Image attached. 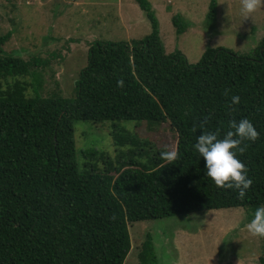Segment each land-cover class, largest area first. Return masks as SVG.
<instances>
[{
  "label": "trees",
  "instance_id": "1",
  "mask_svg": "<svg viewBox=\"0 0 264 264\" xmlns=\"http://www.w3.org/2000/svg\"><path fill=\"white\" fill-rule=\"evenodd\" d=\"M135 1L150 34L92 43L73 98L59 90L42 96L43 77L32 68L49 67V59L6 53L9 34L0 36V264H124L130 224L232 208L244 209L248 223L264 205V38L250 54L207 48L190 64L177 49L165 52L150 2ZM215 17L216 0H210L207 22ZM171 22L177 35L184 34L180 15ZM29 75L34 94L27 93ZM232 96H239L238 105H231ZM209 116L203 129L191 131ZM244 118L259 139L238 156L253 181L239 200L235 191L215 187L193 146L202 130L222 138L230 121ZM122 121L169 123L180 158L169 165L160 158L166 150L150 156L137 139L123 136L114 137L115 144L132 146L128 152L111 159L84 151L77 162L74 123ZM260 241L257 264H264ZM138 259L158 264L147 240Z\"/></svg>",
  "mask_w": 264,
  "mask_h": 264
},
{
  "label": "rangeland",
  "instance_id": "2",
  "mask_svg": "<svg viewBox=\"0 0 264 264\" xmlns=\"http://www.w3.org/2000/svg\"><path fill=\"white\" fill-rule=\"evenodd\" d=\"M148 1L165 52L177 49L190 64L197 63L207 48L250 54L264 38V10L245 19L240 0H216L212 25L206 19L210 0ZM176 14L186 23L182 35L172 26ZM150 32L146 13L135 0H0V36L9 34L3 50L23 60L49 59V67L32 68L43 77L42 96L59 90L64 97L73 98L75 81L92 43L132 42ZM34 80L27 77V93L34 94ZM73 130L79 164L84 151L114 159L119 151L128 152L132 147L118 148L114 137L137 139V147H143L141 153L150 156L176 146V134L169 123L76 122ZM88 162L98 167L95 160L89 158ZM246 224L242 208L136 222L128 226L131 248L124 264H139L138 255L146 240L154 248L158 264H257L261 241L249 235Z\"/></svg>",
  "mask_w": 264,
  "mask_h": 264
},
{
  "label": "clouds",
  "instance_id": "3",
  "mask_svg": "<svg viewBox=\"0 0 264 264\" xmlns=\"http://www.w3.org/2000/svg\"><path fill=\"white\" fill-rule=\"evenodd\" d=\"M241 15L247 19L254 13L264 10V0H240ZM117 87H124L123 78L117 80ZM230 89H225L224 95L228 96ZM240 103L239 96L231 97V105ZM207 117L199 126H193L192 132H197L198 127L204 128V123L210 119ZM259 139V133L253 124L247 119L230 121L227 131L222 138L219 131L202 130L196 138L193 149L205 162L206 175L217 189L223 191H235L237 199L243 200L247 191L251 188L253 181L248 176V168L238 158L244 155L251 143ZM161 160L172 165L179 157L178 148L160 153ZM249 235L264 239V205L256 208L252 219L245 225Z\"/></svg>",
  "mask_w": 264,
  "mask_h": 264
}]
</instances>
